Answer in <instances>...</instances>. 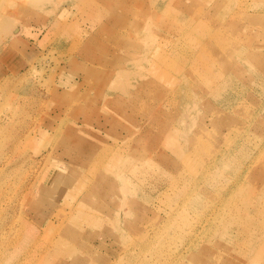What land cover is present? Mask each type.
<instances>
[{
  "label": "rangeland",
  "instance_id": "374dc122",
  "mask_svg": "<svg viewBox=\"0 0 264 264\" xmlns=\"http://www.w3.org/2000/svg\"><path fill=\"white\" fill-rule=\"evenodd\" d=\"M171 1L192 5L194 22L165 0H0V264H240L227 247L264 234V7L229 19L254 0ZM192 132L194 165L222 171L211 183L194 176L193 209L140 171L172 172L170 140ZM236 143L247 145L239 163L218 166ZM121 200L134 223L114 221ZM181 212V238L169 242ZM193 232L190 254L180 247Z\"/></svg>",
  "mask_w": 264,
  "mask_h": 264
},
{
  "label": "bare ground",
  "instance_id": "6f19581e",
  "mask_svg": "<svg viewBox=\"0 0 264 264\" xmlns=\"http://www.w3.org/2000/svg\"><path fill=\"white\" fill-rule=\"evenodd\" d=\"M160 2L162 1V0H159ZM180 1V0H179ZM194 0H190V3L191 2H193ZM165 2L166 3H168L167 5H166V7L164 8L165 10L164 11H166V10H168L169 8V12H173V13H175L176 14V16H177V18H181V19H183L185 16H188V17H190V16H193L192 17V22H194V14H193V9L191 8V6L192 5H187V4H184V3H182V2H180V4H178V2L176 1V2H173V1H171V0H165ZM158 0H154V4H157V7L156 8H159V6L160 5H158ZM160 4V3H159ZM174 4V5H173ZM261 5L264 7V0H254V2L253 3H251V4H246L242 9H238V10H234L231 14H229L228 15V17H229V19L230 18H232L233 16H238V17H242V16H247V15H253V14H255V12H256V10L258 9V8H260L261 7ZM249 8V9H248ZM137 9H138V7H137ZM139 10V9H138ZM148 10L149 9H147V10H145L143 13H148ZM250 10V11H249ZM151 11L152 12H155V9H151ZM138 12V11H137ZM163 12V11H162ZM180 15H182V16H180ZM162 17V16H161ZM247 22V21H246ZM194 24V23H193ZM249 24H251V23H249ZM177 26V25H176ZM174 28H175V26H173ZM179 27V26H178ZM240 27V24H237V25H235L234 26V28L235 29H238ZM241 29L242 28H246V25L243 23L242 25H241V27H240ZM164 30V29H163ZM170 30V29H169ZM175 30V29H174ZM159 32V31H158ZM152 36L153 35H155V34H151ZM165 38L164 39H166L165 41H167V40H169V38H170V35H169V32H166L165 34ZM162 41V40H161ZM167 50V49H166ZM165 50V51H166ZM191 49H187V51H190ZM227 52V57H226V60L230 57V55H231V52H232V50H228V51H226ZM162 53H164V51L162 52ZM161 53V54H162ZM188 53V52H187ZM165 55V54H164ZM188 55V54H187ZM158 58V57H157ZM191 58V57H190ZM181 59V64H184V65H186L188 62H187V60H188V57H183V58H180ZM156 60V59H155ZM165 64V63H164ZM260 64H262V62L260 63ZM264 64V63H263ZM189 66L192 68V69H194V62L192 61V62H190L189 63ZM178 68V67H177ZM164 69V68H163ZM181 69V68H180ZM186 69V68H185ZM177 70V69H176ZM179 70V69H178ZM190 72V71H189ZM164 73V72H163ZM177 73V72H176ZM189 75V74H188ZM192 83V82H191ZM170 84H171V82H170ZM193 84V83H192ZM193 86V85H192ZM173 89V88H172ZM148 91V90H147ZM187 92V91H186ZM189 92V91H188ZM187 92V93H188ZM215 93L213 94L214 96L215 95H217V90L216 91H214ZM150 93V92H149ZM192 93V92H191ZM177 94V93H176ZM194 94V93H193ZM184 95V94H183ZM192 95V94H191ZM178 96V95H177ZM176 96V97H177ZM192 97V96H191ZM218 96H215L214 97V99L215 100H217L218 98H217ZM149 98H150V96H149ZM187 99H189V98H187ZM186 99V100H187ZM191 99V98H190ZM193 100V99H192ZM179 101V100H178ZM140 102V101H139ZM196 102V101H195ZM199 102V101H198ZM137 103V102H136ZM145 103V102H144ZM176 103V102H175ZM135 105V104H134ZM152 105V104H151ZM164 105V104H163ZM162 105V106H163ZM153 106V105H152ZM174 106V105H173ZM241 106H243V105H236L233 101H230V104H229V106L228 107H231V109L233 110V112L232 113H240V107ZM154 107V106H153ZM141 108H143L142 107V105H141ZM242 108V107H241ZM142 110V109H141ZM157 110V109H156ZM241 110H243V109H241ZM158 111V110H157ZM210 115V114H209ZM197 117V116H196ZM257 118V117H256ZM258 119V118H257ZM186 120V119H185ZM260 120V119H259ZM229 121V120H228ZM255 121V120H254ZM229 123H230V129L228 130V132L230 131V130H233V129H235L236 128V121L234 122L233 121V119H230V121H229ZM204 125V124H203ZM254 126H256L257 127V125L255 124ZM259 126V125H258ZM138 129V128H137ZM139 129H140V127H139ZM149 131V130H148ZM257 131V130H256ZM202 132V131H201ZM193 133V132H192ZM261 133V132H260ZM260 133H258V134H260ZM184 134V133H183ZM218 138H219V136H218ZM217 138V140H219ZM214 139V138H213ZM223 139V138H222ZM226 139V138H225ZM224 139V140H225ZM185 140V142L183 143V144H179V143H176V141H174V140H170V146H172V148L174 149V152L173 153H175V156L177 157V159H167L166 160V162H167V166H171V164H175L176 165V167L175 168H173L172 169V172L170 171V170H166L165 168H163V170H161L160 168H159V166H145L144 168H142L140 171H141V174L143 175V176H145V175H147V176H151V177H153V178H155L156 179V181L157 180H162L163 182H166V183H168V184H173V186H175L176 187V192H175V196H182V198H180V201H183V203H186L187 202V204L189 203V205L192 207L191 209H193L194 208V204H199V201H200V199L199 198H196L195 200H194V198L193 199H190V197H189V195H190V193H189V188H191L192 186H194V176L195 177H197V178H203V179H210V181H209V183H211L212 181H214V178L215 177H218V174L219 173H221L222 174V171L221 170H218L217 171V169H218V167H215V165L216 164H214V163H212V164H205V163H202L201 165L203 166V167H201L200 169L198 168V167H196L195 165H194V160H193V157L195 156H193V154H194V152L196 151V149L198 148V141H199V138H198V136L197 135H194V133H193V135L192 136H188V137H186V139H184ZM215 140V139H214ZM228 141H229V139H228ZM214 143H218V142H214ZM226 143H228V142H226ZM219 144V143H218ZM230 144L231 143H228V145L230 146ZM243 144V143H242ZM242 144H239V145H242ZM211 145H213V144H211ZM239 145H237V143H236V145L235 146H232V147H229L227 150L226 149H224V150H226L223 154H221L220 156H219V154L220 153H218L217 155V157H216V162L215 163H217V161H218V166H219V163H223V162H227V160H228V158H230V157H233V158H235V162L234 163H239V161L241 160V153L243 154V152H244V150H245V147L247 146H240V147H237V148H234V147H236V146H239ZM159 148V147H158ZM227 148V147H226ZM69 149V148H68ZM67 149V150H68ZM194 149H195V151H194ZM194 151V152H193ZM155 152H156V150H155ZM165 152V151H164ZM142 153V152H141ZM162 153V152H161ZM77 154V153H76ZM166 154V153H165ZM155 155V154H154ZM158 156H159V154H158ZM161 157H162V155H161ZM199 157V156H198ZM89 158V157H88ZM149 158H150V156H149ZM148 158V159H149ZM164 158H166V157H164ZM201 159V158H200ZM213 160H214V158H212ZM161 160V159H160ZM163 160H165V159H163ZM162 160V161H163ZM212 160V161H213ZM70 161V160H69ZM103 161V160H102ZM152 161V160H151ZM200 161V160H199ZM72 162V161H71ZM86 162V161H85ZM148 162V161H147ZM153 162V161H152ZM231 162V161H230ZM100 163H101V160H100ZM100 163H98V164H100ZM105 163H106V160H105V162H104V165H105ZM209 163V162H208ZM237 163V164H238ZM84 164V163H83ZM89 163H87V165H88ZM147 164V163H146ZM101 165V164H100ZM182 166V168L186 171V172H188L189 174L187 175V176H184V177H182V176H180V177H176V174H178V172L179 173H182V171H181V169H180V167ZM90 167V166H89ZM103 167V166H102ZM121 167V166H120ZM213 167H215L214 168V170H212V168ZM99 169V168H98ZM97 169V170H98ZM109 169H111V168H109ZM128 169V168H127ZM157 169V170H156ZM211 169V170H210ZM92 170H94V169H92ZM132 170H134V169H132ZM200 170V174H199V176H196V174H197V172ZM135 172V170L133 171V173ZM224 172V171H223ZM130 173V172H129ZM136 173V172H135ZM245 173V172H244ZM260 174L261 175H264V169H262L261 168V170H260ZM132 175V174H131ZM93 176V175H92ZM138 176V175H137ZM94 177H96V179H97V182H99V183H102V184H105V183H109L108 185L110 186V185H116V179H114V178H112V177H110V178H108L106 175H104V174H98V175H96L95 174V176ZM117 178V177H116ZM243 179V178H242ZM181 180H183V186H181L182 185V183H181ZM189 183V184H188ZM208 183V182H207ZM208 183V184H209ZM186 184V185H185ZM106 186H107V184H105ZM187 185H190L189 187H186ZM239 185V184H238ZM179 186V187H178ZM181 187V188H180ZM237 189V188H236ZM253 191V190H252ZM241 193H243V192H241ZM254 193H255V191H254ZM232 194V193H231ZM240 194V193H239ZM183 195H185V196H183ZM237 195V194H236ZM246 195V194H245ZM255 195H256V193H255ZM237 196H239V195H237ZM243 197H246L247 198V196H243ZM228 198H230V197H228ZM234 198V197H233ZM253 198V197H252ZM261 198V197H260ZM241 199H242V196H241ZM189 200H190V202H189ZM251 200H253V199H251ZM242 201H244V200H242ZM246 201V200H245ZM177 202H179V200H177L176 199V201H175V203H177ZM236 202V201H235ZM254 202V201H253ZM117 203H120V210L121 211H123V213H124V217L123 218H121V216H120V214H118L117 213V216L116 217H114V221L116 222V223H134V222H129V219H127V217L126 216H128L129 215V211L127 210V209H125V212H124V209L122 208V206H123V203H124V200L122 201H119V202H116L115 204H117ZM131 203H132V201H131ZM85 204H86V202H85ZM225 204V203H224ZM242 205H244L243 203H241ZM235 205V204H234ZM231 206H229L228 208H230ZM233 208H235L234 206H232ZM244 207V206H243ZM240 208V207H239ZM222 209V208H221ZM234 210V209H233ZM110 211H111V209H108V212H109V214H110ZM237 210H235L234 212H236ZM242 211V210H241ZM221 212V211H220ZM240 212V211H239ZM238 212V213H239ZM115 213V212H114ZM114 213H113V215L112 216H114ZM222 213V212H221ZM237 213V212H236ZM116 214V213H115ZM220 214V213H219ZM224 214V213H223ZM248 214V213H247ZM216 217H218V216H215V218ZM186 217H185V213L184 212H181L180 213V219L179 220H174V219H172V220H170L172 223L170 224V226H171V228H170V232H169V235L168 236H166L165 238H166V240L167 241H169V242H171V241H173V239H175V238H178V239H180L181 238V235H182V226L179 224V223H181V222H185L186 221V219H185ZM219 218V217H218ZM212 220V219H211ZM213 221V220H212ZM235 222H236V220H234ZM235 222H233V223H235ZM221 223H232V221H230L229 219L227 220V219H224V220H222V222ZM225 225V224H224ZM241 226V225H240ZM128 227H129V229L130 230H132V232H133V229H134V225L132 224H128ZM243 227V226H242ZM177 228V229H176ZM219 228V227H218ZM237 228V227H236ZM245 228V227H244ZM215 229V228H214ZM226 228L224 227H222V230L223 231H221L222 233L224 232V230H225ZM242 229V228H241ZM216 230V229H215ZM227 230V229H226ZM229 230H231V229H229ZM237 231V230H236ZM264 232V231H263ZM136 235H140V234H143L144 232H143V230H136ZM224 234H227V233H225L224 232ZM189 237H187L186 239H184L185 241L183 242V245H182V247H180V249H185L186 248V250H188V252L190 251V254H192V253H194V250H192V246L194 245V232L192 233V234H189L188 235ZM249 238H250V240H247V241H245V240H242L243 241V244L244 245H242V241H241V243L239 242V241H237V242H234V243H232L229 247H227V253L228 254H230V252L233 250V252L232 253H234L235 252V258H239L240 260H241V263L240 264H261V263H263L264 262V234L263 233H260L258 236H256V234L255 235H252V233H250L249 234ZM221 239V238H220ZM208 240V239H207ZM222 240V239H221ZM180 241V240H179ZM183 241V240H182ZM210 241V240H209ZM215 241V240H214ZM168 242V243H169ZM175 242H176V240H175ZM217 242V241H216ZM163 244V243H162ZM176 244V243H175ZM174 244V245H175ZM179 244V243H178ZM164 246H165V244H163ZM180 245V244H179ZM205 244H203L202 246H204ZM212 246H211V249H214L215 248V245H216V243L214 242V243H212L211 244ZM162 246V245H161ZM161 246H159V247H156L155 249H154V252L153 253H156V254H159L160 252H161ZM164 246H162V247H164ZM172 246V245H171ZM176 246H177V244H176ZM235 246H238V249H236L235 250ZM153 247V246H152ZM201 247V246H200ZM199 247V248H200ZM205 247V246H204ZM130 248V247H129ZM177 248V247H176ZM150 249V248H149ZM168 249V248H167ZM210 249V248H209ZM169 250V249H168ZM173 250V249H172ZM216 250V249H215ZM174 251V250H173ZM202 251V250H201ZM238 251V252H237ZM213 252V251H212ZM163 253V252H162ZM165 253V252H164ZM163 253V254H164ZM198 253V252H197ZM206 253V252H205ZM208 253H210V252H208ZM194 255V254H193ZM213 255V254H212ZM222 255V254H221ZM195 256V255H194ZM153 257V256H152ZM151 257V258H152ZM190 257V256H189ZM203 257V256H202ZM210 257V256H209ZM222 257V256H221ZM141 258V257H140ZM149 258V257H148ZM158 258V257H157ZM207 258V257H206ZM226 258V257H225ZM156 259V258H155ZM165 259H166V257H165ZM191 260V259H190ZM199 260V259H198ZM212 260V259H211ZM210 260V261H211ZM229 261H224L222 264H233L232 263V258H229L228 259ZM238 260V259H237ZM140 261V260H139ZM151 261V260H150ZM194 261V260H193ZM205 261V260H204ZM207 261V260H206ZM146 262V261H145ZM149 262V261H148ZM168 262V261H167ZM181 262V261H180ZM188 262H189V260H188ZM83 264H85L84 262H82ZM190 263V262H189ZM194 263V262H193ZM199 263H200V261H199ZM210 263H212V264H219L218 262H216L215 260H212ZM133 264H137V262L136 261H134V263ZM147 264V263H146ZM188 264V263H187ZM205 264V263H204ZM235 264H236V262H235Z\"/></svg>",
  "mask_w": 264,
  "mask_h": 264
}]
</instances>
